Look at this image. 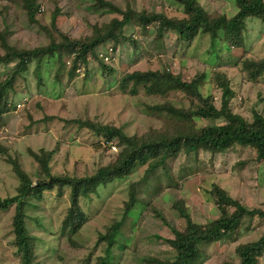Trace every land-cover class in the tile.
<instances>
[{
  "label": "rangeland",
  "instance_id": "obj_1",
  "mask_svg": "<svg viewBox=\"0 0 264 264\" xmlns=\"http://www.w3.org/2000/svg\"><path fill=\"white\" fill-rule=\"evenodd\" d=\"M0 0V30L8 27V43L20 49H34L47 47L51 42L49 33L29 22L27 12L23 8L24 0ZM122 10L128 5L138 11L166 13L171 17H183L182 9L170 0H111ZM42 5L43 14L38 20L42 27L52 25L51 14L60 10L56 24L58 30L73 38L84 37L92 32L95 24H105L113 18L121 19L118 14L99 16L90 9L92 0H37ZM202 6L214 17L226 15L231 18L237 13L236 0H200ZM58 31V32H59ZM58 40V34L50 31ZM125 33L134 36L138 42L135 50L127 43L118 47L114 54L111 66L116 73L107 82L100 77L95 62L91 65V73L83 74L75 81L63 76L61 83L54 80V74L43 78L36 75V65L33 64L26 74L25 80H19L13 96L16 111L5 114L0 119V198L14 197L17 194L19 181L7 162L6 152L17 157L25 171L33 180L39 172V166L28 154L30 150L38 152L41 149L55 150L56 154L51 161L52 173L56 176H93L104 166L114 162L117 153L111 154V148L104 142L103 136L95 135L89 127L83 126L78 130L76 124H67L59 119L40 124L39 128L31 127L32 115L39 120L45 116H55L66 120L81 121L99 119L106 126L121 127L128 135H144L152 128L164 130L171 128L170 118L162 114H150L149 108L163 102L161 97L147 96L141 89L135 96L130 92L123 94L118 86L120 78L128 71H157L168 68L184 80L190 81L198 73L207 72L210 75L216 70L225 71L236 92L235 101L231 108L235 113L252 120L256 110L264 116V77L257 82H248L241 72V65L245 58L255 61L264 60V24L257 20L247 21L245 38L246 48L237 49L228 47L227 42L219 41L218 53H210L209 40L200 38L192 43L191 47L178 50L177 38L173 33L166 36L165 48L159 49L156 43V32L151 30L148 35H141L133 26H127ZM111 43L103 46L100 51L105 52ZM179 46V45H178ZM180 48V47H179ZM174 53H171L173 52ZM182 54L187 55L183 57ZM0 55L3 51L0 50ZM175 55V57H174ZM174 57V58H173ZM68 64L65 56L62 62ZM0 65V80L14 68ZM52 72V71H51ZM55 72V70H53ZM204 90L213 93L215 105L220 106L221 93L208 81ZM206 91V92H207ZM204 92L205 94H207ZM165 100H171L181 106L185 101L180 94H170ZM150 114V116H149ZM35 121V120H34ZM212 124H223L222 121H197V127ZM101 142V143H100ZM102 144L103 146H100ZM230 150L226 153L211 154L201 151L190 160L182 152L177 159L170 160L168 175L160 171L153 178L149 186L139 188L141 199L149 202L156 210L148 207L142 209L143 203H138L132 213L135 220L128 218L124 235L132 236L127 241V248L113 249L115 264H147L144 259L158 257L172 259L175 252L165 240H158L155 236L171 239L172 228L184 226V220L175 209V204L185 203L192 218L202 224L216 219L220 213L216 205V198L211 195L212 185L218 184L221 188L243 205L250 209H264V163L256 159L252 148ZM10 152V153H9ZM145 168L132 172L128 178L117 180L106 188L99 189V196L94 197L88 205L83 202L84 212L89 219L80 232L69 236L60 232L66 212L70 208V190L65 189L59 195L58 189L43 194L42 200L31 199V203L40 208H27L30 218L27 227L30 236L35 238L36 256L39 264H96L98 257L105 254L108 243L98 246L102 234L107 233L124 211L129 199V189L132 183L142 180ZM156 185V186H155ZM155 187V188H154ZM142 191V193H141ZM15 206L9 211L0 214V264H21V255L16 252L13 216ZM162 214L167 219L164 223L158 216ZM142 215V216H141ZM130 216V215H129ZM141 216V218H140ZM35 219H38L37 222ZM169 223V224H168ZM264 234V220L245 218L243 228L235 242L223 240L207 247L206 257L202 264H223L237 262L236 248L239 244L257 241ZM74 241V242H73ZM70 242H73L72 244ZM124 248V249H123ZM264 264V252L260 259Z\"/></svg>",
  "mask_w": 264,
  "mask_h": 264
},
{
  "label": "trees",
  "instance_id": "obj_2",
  "mask_svg": "<svg viewBox=\"0 0 264 264\" xmlns=\"http://www.w3.org/2000/svg\"><path fill=\"white\" fill-rule=\"evenodd\" d=\"M9 1L16 3L14 0ZM92 1L93 5L90 6L89 11L92 10L102 17L106 14H118L121 19L115 17L105 24H95L91 27L90 34L83 38H73L58 30L56 19L60 13L59 9L51 14L52 25L42 27L41 21L37 19L39 14H43L42 5L37 0H24L23 8L27 12L29 22L49 33L51 42L48 46L34 49L13 47L7 41L8 27L0 30V50L3 51V55H0V65L7 67L15 64L5 79L0 80V119L5 114L16 111L12 100L13 96L18 94L15 87L19 80L26 79V74L33 64L36 65L38 78H43L42 71L45 70L46 75L55 73L54 80L61 83L63 76H67L70 81H75L81 74L84 77L89 76L91 65L95 62L99 68L100 77L107 82L117 70L111 66L114 56L109 54L108 48L105 53L100 49L109 43H111L113 54L117 52L119 46L127 43L131 44L135 50L138 48V42L134 36L125 33L127 26L133 25L141 35H148L151 30H154L159 49L165 48L168 33H173L177 37L175 41L178 50L191 47L192 43L205 37L209 40L208 51L212 54L218 53L219 41L227 42L230 50L245 49L247 21L257 20L264 24V0H236L237 13L231 18L226 15L214 17L202 6L200 0H170L182 9L183 17L181 18L171 17L166 13L138 11L130 5L122 10L111 0ZM50 31L57 32L58 40ZM65 56L68 57V64L62 65ZM182 56L187 58L185 54ZM106 57L110 61H105ZM240 69L246 81L257 82L262 76L264 77V60L255 61L245 58ZM208 81L221 93L219 107L215 105V97L211 90L207 91L203 88ZM118 88L123 94L130 92V95L135 96L143 89L147 96L163 98L164 103L149 108L150 114L168 116L172 124L171 128L164 130L152 128L144 135H128L123 128H117L114 125L106 126L99 119L81 121L45 116L37 120L29 115L30 129L39 128L40 124L46 126L49 121L59 119L67 124H76L78 130H81L83 126L89 127L95 135L103 136L106 144L114 143L120 148V151L116 152L115 161L101 167L93 176L54 175L50 165L56 151L41 149L38 152L33 150L28 152L39 166V172L34 175L36 179L33 180V177H30L23 169L17 157L14 158L8 154L7 150L1 149L2 152L7 153V162L19 181L16 196L0 198V214L15 206L13 229L16 252L21 255V264H39L35 260V238L30 236L27 227V219L30 218L27 208L39 209L37 204L31 203V199L41 201L46 192L58 189L61 196L65 189L70 190V208L59 228L62 234L69 233V236H74L81 231L89 219L84 212L83 202L90 204L94 197L99 196L101 187L106 188L114 181L128 178L139 168H145L142 180L132 183L129 189V199L123 208L122 215L114 220L107 233L100 236L96 245L108 243L105 254L98 257L96 264H115L113 255L116 251L113 252V249L121 247V244L117 245V242L123 241V247L127 248L126 240L132 237L124 235V228L128 218L133 220L136 218L131 214L134 207L138 203H143L141 206L143 210L147 207L156 210L151 203L142 201L144 199H141L139 188L143 185V190V187L152 184V179L156 178L160 171L168 175L167 166L170 160L177 159L182 152H185L186 159L190 160L201 151L215 155L241 146L252 148L256 153V159L264 163V116L255 110L252 120H247L243 115L232 110L231 103L235 101L236 92L225 71L216 70L211 75L207 72L198 73L190 81L184 80L181 75L174 74L168 68L146 72L128 71L120 78ZM171 93L180 94L186 100L181 102V106H177L174 101L165 100ZM200 119L222 121L223 124H212L201 128L196 125ZM211 195L216 198L219 217L202 224L192 218L185 203L175 204V209L184 220V226L180 228L171 226L173 234L171 239L160 236L155 238L165 240L176 256L170 260L148 257L144 259L147 264H202L207 247L223 240L235 242L239 239L238 235L242 231L245 218L264 220V209L246 207L218 184L212 185ZM158 216L167 224V219L162 214ZM37 220L35 219L36 222ZM235 251L238 261L223 264H260L264 252V234L255 242L239 244Z\"/></svg>",
  "mask_w": 264,
  "mask_h": 264
},
{
  "label": "built area",
  "instance_id": "obj_3",
  "mask_svg": "<svg viewBox=\"0 0 264 264\" xmlns=\"http://www.w3.org/2000/svg\"><path fill=\"white\" fill-rule=\"evenodd\" d=\"M109 54L111 55L112 54V52H113V50H112V48H109ZM105 61H110V59H108V57H106L105 58ZM109 145V147L111 148V151L114 153V152H117V146L114 144V143H109L108 144Z\"/></svg>",
  "mask_w": 264,
  "mask_h": 264
},
{
  "label": "clouds",
  "instance_id": "obj_4",
  "mask_svg": "<svg viewBox=\"0 0 264 264\" xmlns=\"http://www.w3.org/2000/svg\"><path fill=\"white\" fill-rule=\"evenodd\" d=\"M109 48H112V46H108V51H109ZM104 53H105V52H104ZM104 53H103L102 55H104ZM111 55L114 56L113 52H112ZM16 107H17V108H21L19 104H18Z\"/></svg>",
  "mask_w": 264,
  "mask_h": 264
}]
</instances>
